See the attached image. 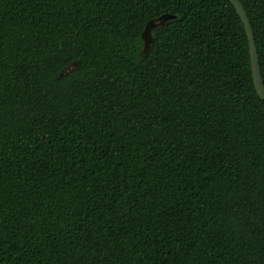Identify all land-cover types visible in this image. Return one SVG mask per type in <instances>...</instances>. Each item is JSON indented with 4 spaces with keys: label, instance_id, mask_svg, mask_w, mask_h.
Returning a JSON list of instances; mask_svg holds the SVG:
<instances>
[{
    "label": "trees",
    "instance_id": "trees-1",
    "mask_svg": "<svg viewBox=\"0 0 264 264\" xmlns=\"http://www.w3.org/2000/svg\"><path fill=\"white\" fill-rule=\"evenodd\" d=\"M240 1L264 83V0ZM0 264H264V100L229 0H0Z\"/></svg>",
    "mask_w": 264,
    "mask_h": 264
},
{
    "label": "water",
    "instance_id": "water-1",
    "mask_svg": "<svg viewBox=\"0 0 264 264\" xmlns=\"http://www.w3.org/2000/svg\"><path fill=\"white\" fill-rule=\"evenodd\" d=\"M229 1L232 4V6L234 7V9L236 10L238 16L240 17V19L244 25L246 36L248 39V47H249V53H250V67H251L253 84H254V87H255V90H256L258 96L264 100V83H263L261 70H260V66H259V58H258L256 44H255L253 29L251 27L247 13H246L241 1L240 0H229ZM162 16H160V17H162ZM156 19H158V18H156ZM149 23H150V21L147 24H149ZM147 24H146V26H147ZM146 26H145V28H146ZM145 28H144V30H145ZM144 30L142 32L143 41H144V37H143ZM151 41H152V38L150 40V43H151ZM144 43H145V41H144ZM143 47H144V44H143ZM148 48H149V46H148ZM143 51H144V49H143ZM79 66H80L79 62H72L69 66L66 67V69L60 74V76L67 73V72H70V71L77 69Z\"/></svg>",
    "mask_w": 264,
    "mask_h": 264
},
{
    "label": "rangeland",
    "instance_id": "rangeland-1",
    "mask_svg": "<svg viewBox=\"0 0 264 264\" xmlns=\"http://www.w3.org/2000/svg\"><path fill=\"white\" fill-rule=\"evenodd\" d=\"M172 16L165 14L162 17L158 18V19H154L152 21H150L149 24H147L145 30H144V52H146V50L148 49V46L150 44V40L152 38L153 32L155 29H157L160 25L164 24L167 20H169Z\"/></svg>",
    "mask_w": 264,
    "mask_h": 264
}]
</instances>
